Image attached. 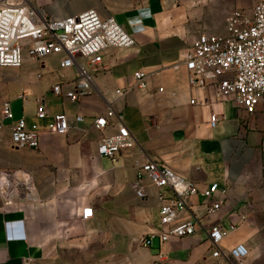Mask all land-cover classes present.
<instances>
[{
	"label": "crops",
	"instance_id": "obj_1",
	"mask_svg": "<svg viewBox=\"0 0 264 264\" xmlns=\"http://www.w3.org/2000/svg\"><path fill=\"white\" fill-rule=\"evenodd\" d=\"M29 1L36 18L61 20L89 11L113 18L135 43L102 54L92 92L76 103L51 92L58 83L70 88L77 76L75 67L59 68L62 55L40 61L24 56L19 68L0 67V107L9 102L14 119L23 118L39 139L36 150L12 148L10 123L1 121L0 264H229L212 258L199 232L168 240L162 263L157 237L149 248L140 245L160 230L159 190L145 179L140 199L131 188L137 165L146 161L172 169L198 190L225 188L226 204L205 219L206 226L235 224L220 245L243 244V264H264V98L249 115L220 100L212 87H188L183 68L171 69L197 36L225 33L227 16L250 11L256 0ZM138 72L147 75L144 91L115 94L133 87ZM39 101L50 116L66 115V134L53 133L50 119L35 118ZM106 109L123 116L136 141L114 161L96 153L100 138L114 132V120L103 132L93 126ZM211 115L217 117L214 127ZM202 201L191 199L194 205ZM87 207L92 217L81 220Z\"/></svg>",
	"mask_w": 264,
	"mask_h": 264
},
{
	"label": "built area",
	"instance_id": "obj_2",
	"mask_svg": "<svg viewBox=\"0 0 264 264\" xmlns=\"http://www.w3.org/2000/svg\"><path fill=\"white\" fill-rule=\"evenodd\" d=\"M223 34H202L195 38L191 49L181 64L171 66L173 71L183 68L188 87L204 89L212 87L220 100L230 101L235 107L251 115L264 98V0H256L250 11L235 10L226 18ZM135 43L113 18H100L89 11L61 20L36 18L29 0H0V67L19 68L24 56L40 61L49 56L62 55L60 69L77 68L76 79L69 84H54L51 92L71 103H76L92 92V74L103 69L102 54L108 49L129 48ZM134 85L115 94L123 96L129 89H146L143 72L135 73ZM158 88V92H162ZM194 104V101H190ZM2 120L10 123V144L15 149L36 150L39 139L36 131L28 127L23 118L14 119L11 105L4 102L0 107ZM37 120L50 119V130L58 135L69 131L65 114L50 116L43 101L35 110ZM82 121L81 116L75 118ZM114 120V132L102 136L96 153L100 157L116 160L125 150L132 149L135 138L128 131L122 115L111 109L95 118L93 126L103 132ZM216 115L209 117V126L214 127ZM147 179L159 193L157 200L160 230L140 239L144 248L151 247L157 237L159 252L157 262L166 261L162 246L172 239H180L202 233L209 244L212 258L229 264H243L248 256L247 247L237 244L231 249L223 248L222 241L236 230V225L214 224L206 226L205 219L218 213L226 204L227 190L211 184L198 190L196 184L172 169L146 161L137 165L136 180L131 188L137 198H144L142 181ZM165 190L168 195L163 193ZM200 196L202 204L194 205L191 199ZM203 213H198L199 209ZM198 209V210H197ZM92 217L91 208L81 211V220Z\"/></svg>",
	"mask_w": 264,
	"mask_h": 264
}]
</instances>
